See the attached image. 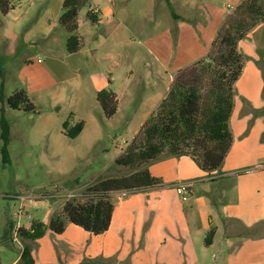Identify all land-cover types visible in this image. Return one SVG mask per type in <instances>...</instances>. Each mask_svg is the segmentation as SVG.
<instances>
[{
  "label": "rangeland",
  "instance_id": "obj_1",
  "mask_svg": "<svg viewBox=\"0 0 264 264\" xmlns=\"http://www.w3.org/2000/svg\"><path fill=\"white\" fill-rule=\"evenodd\" d=\"M9 1L13 8L0 12V114L3 110L10 127L9 162L0 154V264H29L18 256L34 242L17 237L16 229L29 227L31 220L49 221L65 200L78 199L97 179L130 172L115 160L158 106L169 78L206 55L222 24L215 28L218 16L234 0H170L173 11L187 17L177 20L188 26L181 27L180 37L164 0H88L77 16L83 46L75 55L67 53L68 35L58 23L63 0ZM200 2L212 10L209 25ZM87 13L99 15L100 22ZM259 26L254 39H264V24ZM237 48L244 65L247 57ZM257 54L264 71V44ZM102 89L116 95L110 118L96 101ZM17 90L26 93L32 111L8 107L6 99ZM78 122L82 130L70 138ZM46 236L38 243L44 247L38 264H68L72 257L60 252V238ZM79 243L78 251L85 253L88 243ZM154 249L149 244L139 253L148 260ZM89 264L118 263L110 258Z\"/></svg>",
  "mask_w": 264,
  "mask_h": 264
},
{
  "label": "crops",
  "instance_id": "obj_2",
  "mask_svg": "<svg viewBox=\"0 0 264 264\" xmlns=\"http://www.w3.org/2000/svg\"><path fill=\"white\" fill-rule=\"evenodd\" d=\"M241 1L226 5V13L218 16L216 29L229 9ZM199 4L198 8L206 13L205 24L209 25L213 22L212 10L209 5L207 10L206 3ZM94 13L101 12L95 9ZM93 18L100 22L99 15ZM177 20L174 19L175 35L180 37L181 27L188 26L178 24ZM259 28L238 44L247 59L233 86L229 117L232 143L221 166L207 173L189 156L160 157L149 163L147 169L161 179L162 187L111 193V222L100 235H90L71 224L60 234L46 231L33 241L34 264L43 256L44 247L38 248V243L46 240L47 234L60 238V252L72 257L68 264L110 258L118 264H264V71L259 67L257 54L264 39H254ZM79 52L80 49L69 55ZM172 79L173 75L158 100L165 96ZM177 186L188 191L185 201L175 192ZM210 230L213 235L206 244ZM82 240L88 243L85 253L78 251ZM149 244L155 248V256L144 260L139 252H146ZM52 249L48 251L54 252Z\"/></svg>",
  "mask_w": 264,
  "mask_h": 264
},
{
  "label": "trees",
  "instance_id": "obj_3",
  "mask_svg": "<svg viewBox=\"0 0 264 264\" xmlns=\"http://www.w3.org/2000/svg\"><path fill=\"white\" fill-rule=\"evenodd\" d=\"M164 1L171 16L179 19L170 0ZM86 3L88 0L62 1L58 23L68 35L65 42L68 54L76 53L82 46L77 34V16ZM12 8L9 0H0L2 14L6 15ZM86 17L95 22L90 13ZM261 24H264V0H243L236 5L225 16L206 55L174 74L165 96L115 160L117 165L127 167L130 172L118 177L97 179L85 188L78 199L65 200L61 212L53 215L47 223L31 220L27 229L18 227L17 237L35 241L46 231L62 233L67 224L79 227L90 235L104 233L113 213L111 193L145 191L163 186L161 179L152 176L147 169L149 163L162 156L186 155L207 173L217 170L232 143L229 117L233 108V86L243 67L237 46L239 41ZM96 101L106 118L116 113L117 99L112 91L99 90ZM6 102L10 109H34L23 90L13 92ZM82 127L83 123L78 122L68 131V136L75 138ZM9 129L2 110L0 154L3 163L9 162ZM8 225L9 229L13 228L11 223ZM212 235L213 231L210 230L205 238L206 244L210 243ZM20 258L33 264L28 247L22 249ZM90 262L84 260L80 264Z\"/></svg>",
  "mask_w": 264,
  "mask_h": 264
},
{
  "label": "built area",
  "instance_id": "obj_4",
  "mask_svg": "<svg viewBox=\"0 0 264 264\" xmlns=\"http://www.w3.org/2000/svg\"><path fill=\"white\" fill-rule=\"evenodd\" d=\"M175 192L181 197L182 201H185L187 199L188 191L184 187L177 186L175 188Z\"/></svg>",
  "mask_w": 264,
  "mask_h": 264
}]
</instances>
